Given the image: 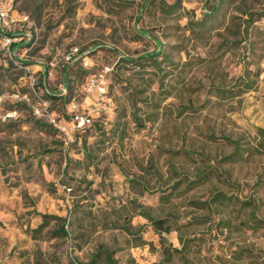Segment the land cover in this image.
I'll return each mask as SVG.
<instances>
[{
    "label": "rangeland",
    "instance_id": "obj_1",
    "mask_svg": "<svg viewBox=\"0 0 264 264\" xmlns=\"http://www.w3.org/2000/svg\"><path fill=\"white\" fill-rule=\"evenodd\" d=\"M0 9L29 19L0 49V264H264V0ZM42 101L104 130L61 135Z\"/></svg>",
    "mask_w": 264,
    "mask_h": 264
},
{
    "label": "built area",
    "instance_id": "obj_2",
    "mask_svg": "<svg viewBox=\"0 0 264 264\" xmlns=\"http://www.w3.org/2000/svg\"><path fill=\"white\" fill-rule=\"evenodd\" d=\"M28 22L29 19L26 14L20 15L18 17H14L12 15L8 16L4 10L0 9V49L4 52L9 53L11 46L15 42L22 39V37H19L15 33L5 32L3 29V25L4 27H10L11 25L16 24L26 25L28 24ZM24 35H30V31H27L26 33H24ZM74 51H76V48L74 49ZM90 88L91 86H87L88 91L90 90ZM47 108L48 107L46 102L42 101L38 104V106L33 107V112L37 117L43 118L45 121L50 123L56 130L63 133L64 135L68 133L69 129L72 130L83 128L87 125H90L92 121L89 113L73 111L70 122L65 123L64 121H61L56 118L55 115L51 113ZM67 138L70 139L69 136H67Z\"/></svg>",
    "mask_w": 264,
    "mask_h": 264
},
{
    "label": "trees",
    "instance_id": "obj_3",
    "mask_svg": "<svg viewBox=\"0 0 264 264\" xmlns=\"http://www.w3.org/2000/svg\"><path fill=\"white\" fill-rule=\"evenodd\" d=\"M239 85L241 86L242 91H247V90H249L251 88L250 82L244 76L241 77V81H240ZM1 93H2V91L0 90V95H1ZM85 129L86 128L83 127V128H79V129H72V130L75 131L76 133H78V132H83ZM259 132L264 133V129L259 128ZM59 133L61 135L63 134L61 132H59ZM74 208H76V207H74ZM137 213L139 215L143 216L144 218L152 220L151 216L147 212H145L144 210H138ZM41 216H42L43 220H42L40 226L44 225L45 219L49 215L44 214V215H41ZM55 218L57 220L61 219L58 216H55ZM68 222L66 221V222H63L62 224H60L57 227V229L54 231V234L58 233V234L64 235L65 237H68V231L64 227V225L67 224ZM163 223H164V220L154 222V224H157V225H160V224L162 225ZM184 245L185 244L183 243V248H181V249L173 248L172 251H175V252L182 251L184 249ZM163 255H164V257H162L160 260H158L156 262H150L149 264H167L168 262L170 263V258H171V255H172L171 250L165 249L163 251ZM90 261H91L92 264H96L98 262H102L103 264H115L116 263L115 260L112 257V252H108L107 250H102V249L96 250L93 253V255H91Z\"/></svg>",
    "mask_w": 264,
    "mask_h": 264
},
{
    "label": "crops",
    "instance_id": "obj_4",
    "mask_svg": "<svg viewBox=\"0 0 264 264\" xmlns=\"http://www.w3.org/2000/svg\"><path fill=\"white\" fill-rule=\"evenodd\" d=\"M85 128H87L90 132H91V136H93V138H97V135H99L98 133H97V131H99V132H101V131H103L104 129V127H102V125L101 124H98L97 126H89V125H87V126H85ZM79 139V138H78ZM99 141L100 140H97V143H99ZM84 143H86L85 141H82L81 139H79L77 142H76V144H72V147H74V148H76L77 150L76 151H78L79 153L81 152V155H83V153H86L87 151H88V149L86 148V146H85V144ZM77 145V146H76ZM69 149H71V148H69ZM71 151V150H70ZM87 154V153H86ZM139 210V209H138ZM138 210H137V212H138ZM136 212V214L137 215H139L138 213ZM139 216H141V215H139ZM143 217V216H142ZM29 239H31L32 241H35L33 238H29ZM20 248H22V247H20Z\"/></svg>",
    "mask_w": 264,
    "mask_h": 264
}]
</instances>
